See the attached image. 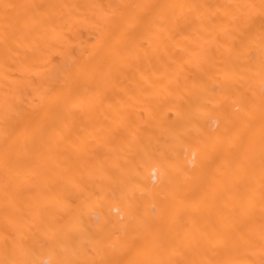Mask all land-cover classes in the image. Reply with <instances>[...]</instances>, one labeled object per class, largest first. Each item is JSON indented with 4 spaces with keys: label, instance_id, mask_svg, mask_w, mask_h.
I'll use <instances>...</instances> for the list:
<instances>
[{
    "label": "bare ground",
    "instance_id": "1",
    "mask_svg": "<svg viewBox=\"0 0 264 264\" xmlns=\"http://www.w3.org/2000/svg\"><path fill=\"white\" fill-rule=\"evenodd\" d=\"M0 264H264V0H0Z\"/></svg>",
    "mask_w": 264,
    "mask_h": 264
}]
</instances>
